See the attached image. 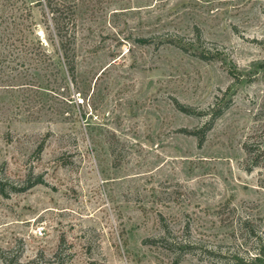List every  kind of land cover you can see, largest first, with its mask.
<instances>
[{"label": "rangeland", "instance_id": "374dc122", "mask_svg": "<svg viewBox=\"0 0 264 264\" xmlns=\"http://www.w3.org/2000/svg\"><path fill=\"white\" fill-rule=\"evenodd\" d=\"M62 1L74 80L0 0V264H263L264 0Z\"/></svg>", "mask_w": 264, "mask_h": 264}, {"label": "trees", "instance_id": "16d2710c", "mask_svg": "<svg viewBox=\"0 0 264 264\" xmlns=\"http://www.w3.org/2000/svg\"><path fill=\"white\" fill-rule=\"evenodd\" d=\"M47 7L49 9V12L51 13L54 30L58 38L57 41L58 48L57 45L56 48L57 50H60L61 56L63 57L64 62L67 66V71L74 80L76 79V73H77V64H76V56H75L76 32H75V21H74L75 20L74 9H72V6H70L69 4L68 5L65 4V1L62 0H47ZM68 13H70V16L67 15ZM67 16H69V18ZM69 22L71 23V25H69ZM32 49L31 51H33L34 55H46L51 57V55H49L47 49L45 48L41 40H38V42ZM176 104L177 107L181 111H184L185 113L196 116L202 114L201 111L199 112L194 111L195 110L194 108L183 105L179 101H176ZM229 105L230 102L226 101L223 103H217V105L209 107V110L207 112L209 116L207 117L203 125V129L201 133L200 131H196L197 133H195L200 138V143L204 140L205 133L214 125L215 121L224 113V111L229 107ZM41 149L42 146L39 148V150ZM245 149L248 154H251L253 152L252 148L247 144H245ZM258 164L259 162L255 161L254 165H258ZM39 182L40 181H34V182L27 181L26 185H24L23 188L24 189L29 188ZM3 190L4 188L2 187L1 191L3 192ZM168 248H172V247H168ZM255 259L258 260V256H256Z\"/></svg>", "mask_w": 264, "mask_h": 264}, {"label": "built area", "instance_id": "2783aa9c", "mask_svg": "<svg viewBox=\"0 0 264 264\" xmlns=\"http://www.w3.org/2000/svg\"><path fill=\"white\" fill-rule=\"evenodd\" d=\"M40 233H42V231H40Z\"/></svg>", "mask_w": 264, "mask_h": 264}]
</instances>
